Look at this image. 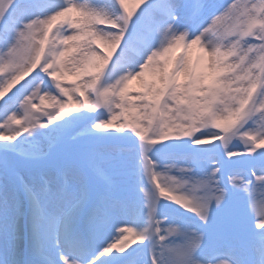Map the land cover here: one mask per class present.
Returning a JSON list of instances; mask_svg holds the SVG:
<instances>
[{"label": "snow or ice", "instance_id": "snow-or-ice-1", "mask_svg": "<svg viewBox=\"0 0 264 264\" xmlns=\"http://www.w3.org/2000/svg\"><path fill=\"white\" fill-rule=\"evenodd\" d=\"M0 264H264V0H0Z\"/></svg>", "mask_w": 264, "mask_h": 264}]
</instances>
